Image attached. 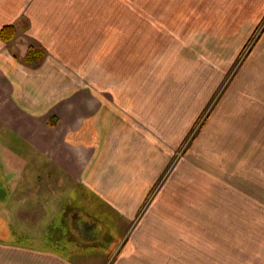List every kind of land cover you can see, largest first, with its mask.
<instances>
[{"label":"crops","instance_id":"0c3cea01","mask_svg":"<svg viewBox=\"0 0 264 264\" xmlns=\"http://www.w3.org/2000/svg\"><path fill=\"white\" fill-rule=\"evenodd\" d=\"M262 24L264 0H0V34L13 37L0 36V121L9 125L0 131V153L10 154V163L25 155L28 169L41 168L44 218L80 213L86 221L90 209L102 218L90 230L101 237L88 239L81 254L50 240L46 249L28 244L24 260L7 264H100L104 236L112 250L170 165L173 187L159 196L169 199L161 216L170 219L163 231L169 256L156 264H198L194 236L205 249L238 234L259 242L264 199L252 193L258 178L246 170L244 177L243 161L236 166L232 157L243 149L234 144L236 123L249 121L257 105L245 97L258 99L264 90V30L242 70L247 78L223 89L200 132L209 144L172 161ZM32 49L37 63L24 60ZM247 168L259 166L250 160ZM133 244L145 249L124 242L101 264H146L125 257ZM253 247L259 244L243 251L244 260ZM261 250L257 262H247L264 264ZM216 260L202 264H222Z\"/></svg>","mask_w":264,"mask_h":264},{"label":"rangeland","instance_id":"374dc122","mask_svg":"<svg viewBox=\"0 0 264 264\" xmlns=\"http://www.w3.org/2000/svg\"><path fill=\"white\" fill-rule=\"evenodd\" d=\"M263 30L264 24H262L255 33L250 44L244 47L242 56L238 58L233 72L227 76V80L225 81L223 88L218 92V95H216V97L211 100L208 110L204 112V115H202L195 127L192 129V131H190L189 136L181 143L178 149V154L176 155L177 157L173 158L172 164L177 163V158L180 160L182 157L188 154L187 150H189V148L194 149V146H197L198 144L204 147L209 144V140H203V138H199L200 132L204 127H206L207 124H209L214 108L223 89L227 87V91H229L230 84L235 80V78L238 80L239 75H244L242 80L247 78L244 74L245 72H242V70L248 62L247 60L249 58L251 48L259 41ZM29 53L30 51L28 52L26 58H24L25 61L27 60ZM38 60L39 59L37 58L33 63H37ZM257 79L258 77L255 79V81L258 82ZM258 93L259 92L255 94ZM261 93L262 96L258 99H256L257 97L252 96L245 97V101L248 102L247 99H250V102L257 101V105L251 106L254 108L249 113V116L245 115L246 117L250 118L249 121L246 120L244 122L236 123L238 127L237 131H239L238 133L240 134L237 133V138L234 140V144L237 145L242 143L243 149H239L237 153H234L232 158L236 161V166L238 163L243 161L244 177L246 176L245 170L246 172H251L252 176L257 175L258 187H254L253 192H251L253 195H258L259 197L262 196L260 198L264 199V162L259 161L261 160L260 157L264 156L261 154L264 152V90L261 91ZM251 107L247 108L252 109ZM218 122L223 124V121ZM8 129L9 125L6 124V122L0 121V131H8ZM219 130V128L215 129V131ZM0 143H3L1 139ZM3 145L4 144H0L1 152L4 147ZM258 148L259 151L257 152L256 150H258ZM10 156V154L2 155L0 153V187L3 186L7 191V195L5 196L7 197L5 198L7 200H0V264H7L8 259H14L15 257H18L20 260H24L26 256H28L27 253H24L26 252L28 244L34 245L35 249H46L48 248L46 246H49V241L52 240V242L54 241L55 246H58L59 243L61 246L71 245L77 247L79 254H81L84 252V250L82 251L83 247L86 246L87 243H91V241L88 242V239L94 240L97 239V237H101V233L97 234L90 231L93 227L95 228L98 225H102L101 222H98L100 219L102 220V218L99 217L97 219V217H95L97 216L94 213L95 210L90 209L88 211H83V214L87 215L85 216L86 221L82 219L80 213H78L77 217L75 218L68 217L64 219L53 216L52 218H44L42 209L40 208L42 206L41 199L43 197V187L41 184L42 181H36L37 175L38 178L44 176L40 172L41 168L28 169L23 163V158H25V155L19 153L12 156L16 160L10 163ZM195 156H199L200 158L204 155L199 153ZM257 156L259 157L258 161L256 162ZM250 160L251 166L254 167L258 165L259 169H245L247 167L248 161ZM10 165L14 166V169H12ZM171 166L172 165H170L169 169L164 173V176L158 179L157 183L153 186L151 193L139 211V215H137L135 220L129 221V231L119 235L121 236V238L119 237L120 239L114 240L115 247H112V250L108 249V247L111 248L113 241L106 242L107 236H104L106 238L103 239L104 242L101 244L103 246L102 248L104 249L96 251V257L100 264L107 259L110 261L115 259L124 242L128 243L129 241L135 243H144L143 248L145 249L136 248V245L133 244V247L124 250L125 257L135 258L140 260L141 263L144 262L143 259H146V264H156V257H166L165 254L169 256V249H166V242L169 243L170 237L169 235H166V233L164 234V232L169 227V222L166 223V221H170V219L166 216V213H164V217L161 219L162 213L167 208V203L165 202L169 201V199L166 201H159V196L164 190H166L165 194L168 195L171 186L173 187V185H171ZM256 192L258 194H256ZM34 193H36L37 196L34 195ZM3 197L4 196L0 195V199ZM55 208L58 210V205L55 206ZM105 211L102 210L103 213ZM54 213L55 211L53 210L52 214ZM160 219L163 221V223L161 225H157L156 223L159 222ZM125 221L128 223V220ZM141 221L142 223L140 225L139 223ZM45 224H47L46 232H43L42 227ZM74 228H76V234L70 230ZM121 229H123L122 225ZM59 231H61V233H58ZM261 235H264V233ZM257 240H259V236L255 237L253 234H242V236L238 234L235 240L227 236L226 245L223 244L222 239L220 240L219 238H215V240H212L211 242L212 247L205 249V246L202 245V239L194 236V241L196 244V254H194V257L200 261L198 264H202V260L207 257L211 258L212 261L217 259L216 261H221L222 264L223 262H226V264H251L247 261L250 260L251 257L256 261L257 254L258 258L261 257L259 255L260 250L262 249L261 253L264 251V237L260 239L259 242H257ZM240 241L242 242L241 246L243 247V251L248 246L252 245L253 241L254 246L259 244V247L258 249L253 247L252 251L247 253V259L244 260L242 257L243 251L238 250L236 246V244ZM16 246L21 247V249H14ZM56 250H58V248ZM75 251L76 250L74 249L72 254H74ZM240 257H242L243 261H241Z\"/></svg>","mask_w":264,"mask_h":264},{"label":"trees","instance_id":"16d2710c","mask_svg":"<svg viewBox=\"0 0 264 264\" xmlns=\"http://www.w3.org/2000/svg\"><path fill=\"white\" fill-rule=\"evenodd\" d=\"M0 36L2 37V39H4L5 41L7 40H10L11 38L13 37H8L6 34H5V30H3L0 34ZM39 57V51H36V50H30V53L28 55V58H27V62L28 63H33L37 58Z\"/></svg>","mask_w":264,"mask_h":264},{"label":"water","instance_id":"95a60500","mask_svg":"<svg viewBox=\"0 0 264 264\" xmlns=\"http://www.w3.org/2000/svg\"><path fill=\"white\" fill-rule=\"evenodd\" d=\"M0 195L4 196L3 198L0 199L1 201L6 200L5 198H7V197H5V196L7 195V191H6V189L3 186L0 187Z\"/></svg>","mask_w":264,"mask_h":264}]
</instances>
